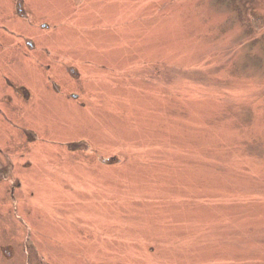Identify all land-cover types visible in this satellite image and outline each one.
Returning a JSON list of instances; mask_svg holds the SVG:
<instances>
[{
  "label": "rangeland",
  "instance_id": "rangeland-1",
  "mask_svg": "<svg viewBox=\"0 0 264 264\" xmlns=\"http://www.w3.org/2000/svg\"><path fill=\"white\" fill-rule=\"evenodd\" d=\"M233 6L264 19L0 0V264H264V24Z\"/></svg>",
  "mask_w": 264,
  "mask_h": 264
},
{
  "label": "flooded vegetation",
  "instance_id": "flooded-vegetation-1",
  "mask_svg": "<svg viewBox=\"0 0 264 264\" xmlns=\"http://www.w3.org/2000/svg\"><path fill=\"white\" fill-rule=\"evenodd\" d=\"M21 12V11H20ZM26 46L24 47L27 51L28 50H32V49H34L35 48V46L30 42V41H26ZM29 52H31V51H29ZM68 68L69 67H65L64 68V72L65 71H68ZM49 80H51V78H49ZM56 83V82H55ZM57 84V83H56ZM12 87V86H11ZM56 89V93L58 94V95H65V97L67 98V100L68 101H70V102H73V101H75L76 102V100H77V94H73V93H70V94H65L64 92H65V89L63 90V91H61V88L59 87V85H57V87L55 88ZM13 90H15V92H16V90H20V92H19V95L20 96H24L25 97V100H26V103L28 102V101H31V99H30V91H29V89L28 88H26V87H20V88H16V89H14L13 88ZM17 94H18V92H16ZM9 99V98H8Z\"/></svg>",
  "mask_w": 264,
  "mask_h": 264
},
{
  "label": "trees",
  "instance_id": "trees-1",
  "mask_svg": "<svg viewBox=\"0 0 264 264\" xmlns=\"http://www.w3.org/2000/svg\"><path fill=\"white\" fill-rule=\"evenodd\" d=\"M237 0H235V2H236ZM238 3V2H237ZM243 3V6H247V7H249V6H251L249 3H247V2H245V1H243L242 2ZM236 4V3H235ZM234 4V5H235ZM234 7V6H233ZM248 9V8H247ZM234 10H235V13L236 14H238V15H240L239 16V18H240V22L241 23H243L245 26H247L246 28H247V30H248V32H250V33H252L253 35H254V31L252 30V28L253 29H257V26H256V23H258V24H260V25H262V24H264V19H262L261 17H259V16H254L253 15V13H249L248 12V15L253 19V21H247V20H244L243 19V17L241 16V11H239L237 8H235L234 7Z\"/></svg>",
  "mask_w": 264,
  "mask_h": 264
}]
</instances>
